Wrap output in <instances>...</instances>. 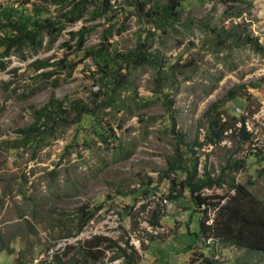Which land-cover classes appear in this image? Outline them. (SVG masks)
Here are the masks:
<instances>
[{
	"label": "rangeland",
	"instance_id": "374dc122",
	"mask_svg": "<svg viewBox=\"0 0 264 264\" xmlns=\"http://www.w3.org/2000/svg\"><path fill=\"white\" fill-rule=\"evenodd\" d=\"M133 1L108 2L109 9L119 16L111 40L120 51L134 46L142 26L138 13L130 5ZM249 1L252 5L241 16L228 17L224 16L228 6L224 0H185L180 15L181 19H206L215 28L240 22L264 46V0ZM21 2L24 0H0V4ZM94 4L89 6L90 10ZM100 22L104 19L78 20L66 26L51 47H47L45 37L36 53L26 49L24 59L17 53L4 58L6 68L0 71V246L7 245L10 250L0 249V264H59L54 261L55 254L63 264H70L72 253H63L65 244L75 245L79 240L95 236L105 238L100 245L102 257L96 264H132L118 255L121 250L117 246L125 249L130 257L135 249L139 264H264V253L212 240L207 248L205 244L209 240L198 235L201 213L193 209V204L186 206L188 199L179 184L170 189L172 179L179 177L168 171L174 160L186 166L188 158L196 157L199 176L205 166L213 176L225 167V182L233 178L264 202V55L256 54L249 47L233 50L225 65L207 53L204 64L193 72L192 79L179 83L177 93L170 96L178 116L174 129L181 133L183 140L180 156L174 152V135L170 132L169 120V127L164 125L166 110L158 100L131 113L109 109L99 113L100 125H109L126 151H131L125 158L116 154L111 139L108 144L98 141L89 130L91 127L87 129L88 147L79 139L74 141L80 130L77 124L57 129L35 151L4 147L2 141L17 136L18 128L33 121V109L50 97L67 101L81 98L89 106L93 105L90 91L95 90L99 75L91 76L94 66L90 57H84L70 75L58 70L60 73L45 77L40 73L54 66L34 70L30 64L35 59L65 58V54L97 44L103 28ZM83 25L92 28L79 49L76 37L71 39L70 33ZM169 41L166 54L171 57L198 58L203 52L194 47L187 49L186 38L180 45ZM192 41L197 43L198 37ZM215 71L222 72L223 76L213 85L206 77H212ZM202 78L206 79L201 83ZM151 80L149 71L137 73L135 97H153ZM229 93L236 97L225 99ZM214 102H219L216 110L229 129L221 142L201 144L206 131L205 112ZM105 111L109 114L103 115ZM152 115L157 116L155 121L149 118ZM241 116L246 130L251 132L249 142L239 141L237 135L230 136L231 130L240 126L237 118ZM236 159L241 160V167L229 171L227 165ZM153 184H158V193L155 197H144V188ZM227 192L234 193L223 183L220 187L204 188L201 194ZM168 193L177 197L170 200L166 197ZM99 204L101 208L96 209ZM142 204H146L145 209L141 208ZM80 206L96 209L93 218L80 232L59 238L66 232L75 233V224L69 218L77 215L76 209ZM156 212L160 214L161 227L149 224ZM207 214L206 223H210L213 211L209 209ZM60 220L62 225L53 226ZM109 240L116 245L111 246Z\"/></svg>",
	"mask_w": 264,
	"mask_h": 264
},
{
	"label": "trees",
	"instance_id": "16d2710c",
	"mask_svg": "<svg viewBox=\"0 0 264 264\" xmlns=\"http://www.w3.org/2000/svg\"><path fill=\"white\" fill-rule=\"evenodd\" d=\"M184 1L134 0L130 5L138 13L142 26L134 46L126 51L118 50L114 46V41L111 40L119 16L115 10L109 9V0H24L17 5L0 4V71L6 68L4 58L17 53L19 58L24 59L26 49L36 53L42 47L45 37L47 47H51L66 26L82 19L88 21L104 19V22H100L103 28L101 41L97 44L85 47L73 54H65V58L53 61L35 59L30 64L34 70L54 66L53 69L40 73L45 77L60 73L58 70H63L65 74L70 75L84 57H90L94 66L91 76L99 75L95 79V90L90 91V102L93 105L89 106L81 98L67 101L50 97L43 105L33 109V121L18 128L17 136L2 141L4 147L35 151L44 145L46 138L54 135L57 129L77 124L80 125V130L74 141L79 139L88 147L90 137L87 134V129L91 127L89 130H92L98 141L108 144L111 139L114 142L116 154H121L125 158L130 155L131 151H126L122 142L111 132L109 125L108 127L100 125L98 122L99 113H102L104 109L131 113L138 107L143 109L158 100L166 110L164 125L169 127L167 124L169 120V129L174 135V152L180 156L179 151L183 140L181 133L174 129L178 116L174 108V100L170 97L177 93L178 84L192 79L193 72L204 64L203 57L207 53L217 63L224 65L233 50L244 47L251 48L256 54L264 55V46H261L256 38L250 36L246 27H241L240 22L231 23L228 27L215 28L206 19L201 21H195L191 17L181 19L180 14L184 10ZM93 3H95L94 8L90 10L89 6ZM224 3L228 4L224 11V16L228 17L241 16L252 5L249 0H224ZM51 5L54 6L52 9ZM109 11L111 13H108ZM120 27L122 28L123 25L121 24ZM91 28L92 26L83 25L80 29L70 33L71 39L76 37L75 42L79 49L85 41V34L89 33ZM194 37H198L197 43L192 41ZM185 38L189 41L187 49L194 47L203 51L198 58L171 57L166 54L169 50V40L180 45ZM145 70L151 73L152 98L135 97L137 73ZM222 76V72L215 71L212 77L202 78L201 83L206 79L215 85ZM203 90L207 91L204 85ZM234 97H236L235 94L229 93L225 99L231 100ZM218 103L214 102L205 112L206 131L201 144L215 145L221 142L225 138V132L229 129L226 122L221 119L220 112L216 110ZM105 114H109V112H103V115ZM156 117L149 116L152 121H155ZM237 120H239L240 126L234 127L230 136L237 135L239 141L249 142L251 132L245 128L244 117H238ZM185 152H190V149H185ZM251 152L256 151L251 150ZM188 160L189 164L186 166L177 164L175 160L169 165L168 171L179 177L178 180L172 179L173 185L170 189L172 190L175 184H179L188 199L186 206L193 204V209L201 213L198 235L202 239L209 240L205 246L209 248L212 240V242L217 241L224 245L264 253V202L252 195L246 185L235 183L233 178L225 182L223 178L225 167L221 168L218 175L213 176L205 166L202 175L199 176L197 158L190 157ZM241 165V160L236 159L227 166L231 171L240 168ZM223 183H227V187L234 193L201 194L204 188L220 187ZM159 189L158 184L148 186L144 188L143 196L155 197ZM166 197L172 200L177 196L168 193ZM214 198L217 200H213ZM145 207L146 204H142L141 208L145 209ZM99 208H101L100 204L96 209ZM96 209L85 206L78 207L77 215L69 218L75 224V233L66 232L59 238H68L80 232L93 218ZM209 209L213 211V216L211 222L206 223L209 219L207 214ZM159 215L157 212L152 215L149 220L151 226H162L163 223ZM62 224L60 220L53 226ZM103 239L105 240L104 237L95 236L92 239L79 240L75 245L67 243L63 247V253L67 251L72 253L70 264H96L102 257L100 245ZM109 242L111 246L116 245L115 241L109 240ZM117 247L121 250V254L118 255L125 257L127 262L141 263L135 249H132L133 257H130L125 249ZM0 249L10 250L7 245L0 246ZM55 260L59 264H63L59 261L57 254L54 255ZM209 263L212 262L209 261Z\"/></svg>",
	"mask_w": 264,
	"mask_h": 264
}]
</instances>
